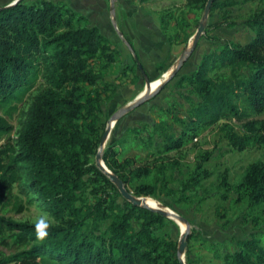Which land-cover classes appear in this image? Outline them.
<instances>
[{"label": "trees", "instance_id": "trees-1", "mask_svg": "<svg viewBox=\"0 0 264 264\" xmlns=\"http://www.w3.org/2000/svg\"><path fill=\"white\" fill-rule=\"evenodd\" d=\"M206 2L186 0L192 10H204ZM232 4L213 0L210 11ZM81 17L56 0H16L0 7V108L9 113L43 83L31 96L15 145L0 151V196L16 187L53 218L41 242L33 223L0 216L1 242L17 247L2 255L0 264H180L177 242L158 231L167 217L126 200L95 163L105 127L102 104L114 92L106 72L119 62L120 52L98 26L78 25ZM182 22L187 24L176 19L180 27ZM243 22L254 33L248 42L225 41L181 78L189 87L186 115L163 110L179 130L162 122L149 132L130 128V136L146 148L159 138L156 152L164 154L229 120L221 129L233 149L264 145V117L249 119L264 113V9ZM165 23L161 16V30L170 41ZM11 130L0 116V135ZM118 143L102 150L105 166L127 191L156 196L161 180L148 179L151 168L135 167V157L123 156ZM232 189L248 209H264V161L247 164ZM185 256L192 264L190 253ZM218 256L224 264H264V233L251 232Z\"/></svg>", "mask_w": 264, "mask_h": 264}, {"label": "rangeland", "instance_id": "rangeland-1", "mask_svg": "<svg viewBox=\"0 0 264 264\" xmlns=\"http://www.w3.org/2000/svg\"><path fill=\"white\" fill-rule=\"evenodd\" d=\"M15 1L0 0V7ZM56 1L66 3L82 16L77 21L78 25L98 26L120 52L119 62L109 67L105 77L112 83L110 88L114 92L102 104L101 121L105 123L102 134L109 126L102 150L119 141V152L123 156L135 157V167H150L148 179L161 180L162 186L156 196L139 197H145L150 206L175 212L188 221L189 233L182 255L184 264L186 253H190L192 264H224L219 253L231 251L237 239L245 238L251 232L258 236L264 233V209H248L235 200L236 194L232 189L247 164L264 161V145L233 149L221 129L222 123L229 120H221L182 148L164 154L156 152L159 138L153 139L151 147L146 148L138 138L130 136L128 130L147 127L149 132L152 124L163 122L167 129L178 131V124L163 110L172 109L175 114L186 115L189 87L185 82L180 83L181 78L196 69L205 53L220 48L225 41L239 44L248 42L254 33L243 21L253 11L264 9V0H231V6L220 11H209L194 50L172 78L170 75L181 54L192 45L203 10H192L186 0ZM161 16L166 19L163 26L171 37L170 41L161 30ZM178 18L187 24L182 22V26H178ZM138 65L148 77L149 86ZM165 80L167 82L153 97L108 123L121 108L149 91H155ZM42 87L43 83L39 81L21 102L15 103V108L9 113L0 108V116L12 125L9 133L0 135V151L7 145H15L31 96ZM262 117L264 113L252 114L249 119ZM230 123L236 128L240 127V123L234 119ZM140 135L144 136L146 132L142 131ZM195 174L196 178L191 180ZM44 213L49 215L16 187L0 196V216L33 223ZM185 230L184 222L167 217L158 231L178 243ZM16 250L17 247L10 246V243L5 245L0 240V257Z\"/></svg>", "mask_w": 264, "mask_h": 264}, {"label": "water", "instance_id": "water-1", "mask_svg": "<svg viewBox=\"0 0 264 264\" xmlns=\"http://www.w3.org/2000/svg\"><path fill=\"white\" fill-rule=\"evenodd\" d=\"M212 2H213V0H207V2L205 4V7H204V10H203V15H202L201 21L199 22L197 31H196V33L194 35V38H193L192 45L187 51H184L181 54L174 71L170 75V78H172L178 72V70L182 67L183 63L186 61V59L191 55L192 51L194 50V48L196 46V43H197V40L199 39V37H200V35H201L202 31H203V28L205 26V23L207 21L208 12L210 11V7H211ZM138 67H139V69L141 71L142 76L144 77V79L146 81L147 86H149L150 85V81H149L148 77L146 76L144 70L142 69V67L140 65H138ZM166 82H167L166 80L164 82H162L157 87V89H155V91H153V92L149 91L146 95H143L142 97H140L138 100H136L132 104L126 105L125 107L121 108L112 118H110L108 120V123L111 124V120L118 119L121 115H123V114H125L127 112H130L131 110L135 109L136 107L140 106L145 101H147V99L153 97L164 86V84ZM108 131H109V126L105 129V131L103 132V134L101 136L100 147H99V150L97 151V153L95 155V163H96V165L105 173V175L108 176L109 180L115 185V187L119 190L121 195L126 200L132 202L134 205H139V206H142V207H146V208H148L150 210H154V211L158 212L161 215H164V216L170 217V218H175V219L185 223L186 230L182 232L181 237H180V239H179V241L177 243L178 259H179L180 264H184L183 259H182V255L184 254L185 246H186L185 239H186V237H187V235L189 233V231H188V229H189L188 221L184 217L178 215L175 212L167 211V210H164V209H162L160 207H153V206H149L147 204H144L141 201L139 196H136L132 192L127 191V189L124 187V184L121 181V179L116 174L111 172L105 166V164H104V162L102 160L103 142H104V140L106 138V135H107Z\"/></svg>", "mask_w": 264, "mask_h": 264}, {"label": "clouds", "instance_id": "clouds-1", "mask_svg": "<svg viewBox=\"0 0 264 264\" xmlns=\"http://www.w3.org/2000/svg\"><path fill=\"white\" fill-rule=\"evenodd\" d=\"M53 226V220L47 213L38 216L33 221L35 237L38 241H44L49 235V229Z\"/></svg>", "mask_w": 264, "mask_h": 264}, {"label": "bare ground", "instance_id": "bare-ground-1", "mask_svg": "<svg viewBox=\"0 0 264 264\" xmlns=\"http://www.w3.org/2000/svg\"><path fill=\"white\" fill-rule=\"evenodd\" d=\"M141 201L144 203V204H147L146 203V200H145V197H140ZM148 205V204H147ZM150 206V205H149Z\"/></svg>", "mask_w": 264, "mask_h": 264}]
</instances>
